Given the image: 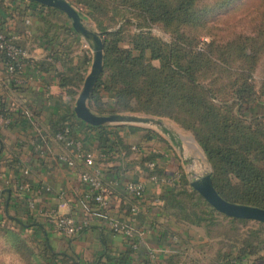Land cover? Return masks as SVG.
<instances>
[{
    "label": "trees",
    "instance_id": "16d2710c",
    "mask_svg": "<svg viewBox=\"0 0 264 264\" xmlns=\"http://www.w3.org/2000/svg\"><path fill=\"white\" fill-rule=\"evenodd\" d=\"M69 1L80 15L84 13L94 23L103 41V70L90 96V109L97 114L143 113L174 120L193 132L211 165L212 182L221 197L264 209V126L257 116L246 113L258 98L264 99V0L255 16L258 21L252 27L253 35L235 36L224 45L211 39L202 48L197 44L207 34V15L237 0ZM152 25L169 31L171 42L154 36L149 31ZM0 31H4L1 24ZM39 32L66 52L72 47L81 50L76 74L61 77L66 93L75 96L90 66V51L81 47L80 36L58 9L47 7ZM35 64L46 70L52 66L47 61ZM81 70L83 74L79 73ZM104 92L113 100L107 108ZM3 108L0 102V111ZM64 113L61 120L52 124L55 134L62 131L69 115L75 117L73 111ZM86 125L96 130L98 151H125L126 157L132 153L131 146L115 130L117 125ZM128 127L152 132L141 126ZM142 153L137 163L147 178L165 175L164 169L157 168L160 155ZM151 161L157 162L154 168L145 164ZM131 163L134 162L127 160L126 165ZM160 198L161 212L176 223L200 228L204 236L201 246L173 253L165 264H235L243 259L264 258V223L224 215L185 179L173 182ZM98 212L103 216L101 210ZM11 223L30 231L36 227L33 233L41 253L37 264L55 262L57 253L43 223L9 215L0 218V231L17 249L20 237L8 229ZM132 236L133 229L127 237ZM135 236L117 264L121 260L131 263ZM29 254L35 257L31 251Z\"/></svg>",
    "mask_w": 264,
    "mask_h": 264
},
{
    "label": "crops",
    "instance_id": "0c3cea01",
    "mask_svg": "<svg viewBox=\"0 0 264 264\" xmlns=\"http://www.w3.org/2000/svg\"><path fill=\"white\" fill-rule=\"evenodd\" d=\"M47 7L33 0H0V24L4 32L17 36L19 44L36 62L52 64L47 70L40 66L38 73L26 69L18 75L21 83L14 84L5 78L0 56V102L8 108L11 118L9 123L0 121V218L9 215L23 221L36 219L43 223L48 240L57 253L53 264H117L135 235L137 243L132 246L134 255L130 264H165L169 255L201 246L202 230L197 233L196 227L176 223L159 209L161 192L173 184L164 180L176 176L175 166L178 167L179 160H183L179 153L182 151L179 138L168 128L141 126L151 129L148 134L143 129H130V124H112L118 126L115 130L123 137L124 143L131 146L132 153L126 157L125 151H114L105 159L96 157L90 166L76 158L72 147L56 139L52 124L61 120L59 118L66 110L74 113L80 92L79 89L75 96L68 95L61 85V77L76 74L81 50L72 47L66 52L40 36L39 29ZM80 16L84 19L86 15L82 13ZM80 41L81 47L85 48L87 44L82 37ZM10 100L18 102L21 109L12 105ZM251 113L264 115V99L251 106ZM63 124L70 126L73 136L82 140L89 151L95 155L98 153L96 130L72 115ZM132 147L137 149L132 150ZM142 152L160 155L156 159L157 168L164 169L165 173L158 176L160 180L145 176L137 163ZM61 155L73 159L74 166L61 160ZM127 160L134 163L127 166ZM84 170L100 176L107 199L105 214L128 223L133 229L131 238L113 232L106 218L99 214L96 204L93 203L90 209L85 208L83 195L87 188L79 179V173ZM131 181L144 184L142 197L136 198L125 190V183ZM20 184L24 188L19 190ZM61 214L76 219L87 218L88 226L80 233L67 236L48 222L53 215ZM35 229L32 227L31 231ZM120 263L124 264L122 260ZM235 264H264V258L243 259Z\"/></svg>",
    "mask_w": 264,
    "mask_h": 264
},
{
    "label": "rangeland",
    "instance_id": "374dc122",
    "mask_svg": "<svg viewBox=\"0 0 264 264\" xmlns=\"http://www.w3.org/2000/svg\"><path fill=\"white\" fill-rule=\"evenodd\" d=\"M261 3L262 0H237L231 5L223 8H218L215 12H210L207 15L206 26L204 28V31H206L207 34L202 35L201 42L197 44V47L202 48L203 46H205L204 43L209 42L211 39H214L217 44L224 45L229 41V39H233L235 36L253 35L252 27L258 21L255 16L258 14V9ZM83 18V21L87 26L96 30L94 23L90 19H88V17L84 16ZM149 31L164 42H171L172 40L170 32L159 25H152L149 28ZM85 48L90 51L92 63L91 49L88 46H85ZM246 53L249 54L250 50L247 49ZM90 66L87 70V74L90 70ZM82 85L80 87V90L82 88ZM260 100L263 101L262 99L258 98V101ZM103 101L105 103V108H107L108 105L113 104V100L110 99L109 94H107L106 92L103 93ZM251 106L247 107L246 109L248 110L246 113L250 117L253 115L251 113ZM124 114L149 116L154 119L160 120L165 128H168V130H170L176 136V138H179L178 144L181 146L182 150L179 151V153L180 157H182L183 160L180 159L179 166H175V168L177 170L176 172L180 174V179L184 178L186 181H188V177H190L191 174H202L207 171H211L212 173L211 165L208 162L201 146L197 143L192 131L184 129L170 118L146 115L143 113ZM254 116H257L262 126H264V117H262L264 115ZM152 127L159 128L158 126ZM5 226L8 227L7 225ZM8 229H11L19 235L20 240L19 243H17L20 247H18V249L12 248V245L7 241L6 237L3 236V233L0 231V264H37V261H39V258L41 257V253L39 250V246L37 245L38 239L34 235V233L30 230L21 229L14 223H11ZM195 231H197V233H200L201 229L197 228ZM29 251L34 253V258L29 257ZM43 256L46 255L43 253Z\"/></svg>",
    "mask_w": 264,
    "mask_h": 264
},
{
    "label": "built area",
    "instance_id": "2783aa9c",
    "mask_svg": "<svg viewBox=\"0 0 264 264\" xmlns=\"http://www.w3.org/2000/svg\"><path fill=\"white\" fill-rule=\"evenodd\" d=\"M0 56L3 61L5 78L11 83H21L18 75L23 73L26 69L32 70L33 73L40 72V69L35 64L36 60L31 57L25 47L18 43L17 36L8 35L4 31H0ZM9 102L15 107L21 109V105L15 100H10ZM3 110L4 111H0V121L9 123L11 118L8 115V108L5 107ZM55 137L62 141L67 147H72L75 150L76 158L82 160L86 166L92 165L96 157L105 159L111 155L110 152L106 153L100 151L95 155L93 152L89 151L82 140L73 136L72 130L68 124H65L62 131L56 133ZM136 149V147H132V150ZM59 158L66 161L68 165L74 166L73 159H69L62 155ZM156 163V161H151L147 163V166L154 168ZM179 176L180 174L177 173L175 177L165 179L164 181L171 184L180 179ZM79 179L87 188V191L83 195L85 205L96 204L99 210L102 211L103 217L106 218L107 224L112 231L129 236L132 233V229L128 223L118 219L109 218L105 214L107 199L105 197V185L100 176L96 172L84 170L79 173ZM150 179L158 180L159 177L157 175H152ZM23 188L24 186L22 184L18 186L19 190ZM125 190L134 197L140 198L144 193V184L142 182H126ZM132 210L134 211L135 208H132ZM48 222L53 225L55 230L62 232L67 236H73L80 233L88 226L87 218L76 219L66 214L53 215Z\"/></svg>",
    "mask_w": 264,
    "mask_h": 264
},
{
    "label": "water",
    "instance_id": "95a60500",
    "mask_svg": "<svg viewBox=\"0 0 264 264\" xmlns=\"http://www.w3.org/2000/svg\"><path fill=\"white\" fill-rule=\"evenodd\" d=\"M42 5L58 9L70 19L74 31L82 37L92 52V63L74 106L75 116L86 124L112 125L130 124L139 126H163L160 120L136 114L110 113L97 114L89 105V99L103 70V41L99 32L87 26L77 9L67 0H33ZM189 186L198 192L205 201L224 215L237 219H249L264 223V209L256 206L230 202L219 195L212 182L211 171L191 174ZM8 191V190H7ZM9 192V191H8Z\"/></svg>",
    "mask_w": 264,
    "mask_h": 264
}]
</instances>
